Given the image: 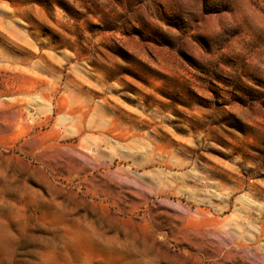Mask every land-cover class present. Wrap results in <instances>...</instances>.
<instances>
[{
	"label": "clouds",
	"instance_id": "1",
	"mask_svg": "<svg viewBox=\"0 0 264 264\" xmlns=\"http://www.w3.org/2000/svg\"><path fill=\"white\" fill-rule=\"evenodd\" d=\"M122 87L105 71L18 101L27 104L16 109L19 147H0V206L19 234L0 219V238L39 246L25 264H264V161L229 154L209 164L201 157L215 144L201 122L179 119L171 127L189 131L178 136L171 108L160 115L161 105ZM129 93L141 100L134 108L120 100ZM30 205L50 216L34 219ZM206 237L218 241L209 251Z\"/></svg>",
	"mask_w": 264,
	"mask_h": 264
},
{
	"label": "rangeland",
	"instance_id": "2",
	"mask_svg": "<svg viewBox=\"0 0 264 264\" xmlns=\"http://www.w3.org/2000/svg\"><path fill=\"white\" fill-rule=\"evenodd\" d=\"M105 71L120 91L161 105L160 115L171 108L177 119L167 124L178 136L189 131L171 127L179 119L201 122L197 131L215 144L201 157L209 164L229 154L264 161V0H0V147H19L16 109L27 104L18 101L42 99L43 87L69 76L86 86ZM132 93L120 97L133 100L129 108L141 103ZM27 211L34 219L51 213L46 205ZM0 219L19 234L10 210L0 206ZM201 243L209 251L218 241ZM36 250L0 238V264H25Z\"/></svg>",
	"mask_w": 264,
	"mask_h": 264
}]
</instances>
